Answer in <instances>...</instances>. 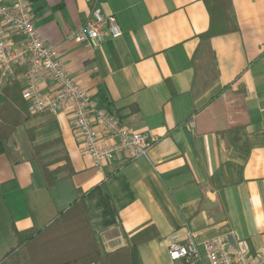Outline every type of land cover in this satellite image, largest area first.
<instances>
[{"label":"crops","instance_id":"obj_1","mask_svg":"<svg viewBox=\"0 0 264 264\" xmlns=\"http://www.w3.org/2000/svg\"><path fill=\"white\" fill-rule=\"evenodd\" d=\"M27 1L69 74L92 97L103 84L127 127L156 141L146 156L119 154L96 166L69 108L31 111L12 137L17 162L0 155V259L16 244L13 223L47 225L104 182L107 210L99 198L89 202L104 254L147 228L158 235L139 245L144 264H170V247L191 232L198 239L236 232L233 248L264 245V0ZM96 8L115 15L123 34L90 51L68 35ZM43 86L55 91L48 77ZM33 126L36 141L61 136L50 151H63L50 159L66 152L74 169L51 188L29 159ZM234 127L241 139L228 143L223 132Z\"/></svg>","mask_w":264,"mask_h":264},{"label":"built area","instance_id":"obj_2","mask_svg":"<svg viewBox=\"0 0 264 264\" xmlns=\"http://www.w3.org/2000/svg\"><path fill=\"white\" fill-rule=\"evenodd\" d=\"M122 34L116 16L96 8L83 26L70 31L68 39L95 51L106 40ZM46 77L55 85V91L45 90ZM14 80H21L23 97L33 113L58 115L70 109L96 166L119 154L132 159L146 156L156 141L147 133L131 130L119 116L98 106L84 84L69 74L58 48L43 38L27 0H0V85ZM229 235L240 240L233 231L204 239L191 232L170 247V264H264V245L255 251L233 248Z\"/></svg>","mask_w":264,"mask_h":264},{"label":"trees","instance_id":"obj_3","mask_svg":"<svg viewBox=\"0 0 264 264\" xmlns=\"http://www.w3.org/2000/svg\"><path fill=\"white\" fill-rule=\"evenodd\" d=\"M209 35L204 34V37ZM4 101L0 103V155H7L17 162L12 137L18 127L26 126L31 118V106L23 97V87L17 80L1 84ZM99 107L117 115L115 103L100 84L92 97ZM35 127H27V136L32 143L29 159L40 169L46 188L58 184L65 176L74 173L69 155L65 152L59 158L50 157L63 151L61 136L44 141H36ZM240 127L223 132L228 143L240 139ZM65 159L61 166L51 168L56 160ZM241 172V169H239ZM99 198L107 210L110 189L106 182L80 193L68 208L58 209L53 220L47 225L34 223L26 229H18L12 224L16 244L0 259V264H144L139 245L158 235L155 228L144 229L130 238L127 245L108 253H102L89 215V202ZM33 213V209L31 210Z\"/></svg>","mask_w":264,"mask_h":264}]
</instances>
